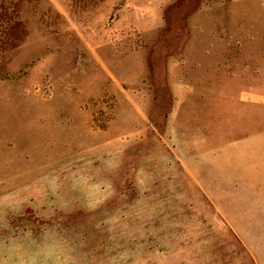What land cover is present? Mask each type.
<instances>
[{"label": "rangeland", "instance_id": "1", "mask_svg": "<svg viewBox=\"0 0 264 264\" xmlns=\"http://www.w3.org/2000/svg\"><path fill=\"white\" fill-rule=\"evenodd\" d=\"M241 99L264 132V0H0V264H252L217 215Z\"/></svg>", "mask_w": 264, "mask_h": 264}, {"label": "crops", "instance_id": "2", "mask_svg": "<svg viewBox=\"0 0 264 264\" xmlns=\"http://www.w3.org/2000/svg\"><path fill=\"white\" fill-rule=\"evenodd\" d=\"M258 109L259 101L254 99L221 101L217 149L226 169L221 183L229 189L228 211L217 215L228 222L252 264H264V132L254 130ZM245 123L251 131L241 130Z\"/></svg>", "mask_w": 264, "mask_h": 264}]
</instances>
